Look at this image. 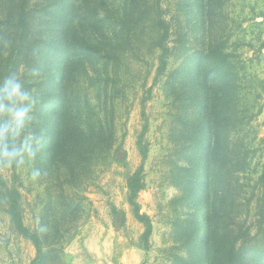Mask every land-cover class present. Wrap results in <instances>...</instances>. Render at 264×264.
Returning a JSON list of instances; mask_svg holds the SVG:
<instances>
[{
	"label": "rangeland",
	"instance_id": "obj_1",
	"mask_svg": "<svg viewBox=\"0 0 264 264\" xmlns=\"http://www.w3.org/2000/svg\"><path fill=\"white\" fill-rule=\"evenodd\" d=\"M20 11L0 78L34 155L0 167V264L37 257L12 200L43 264H264V0H27L25 37Z\"/></svg>",
	"mask_w": 264,
	"mask_h": 264
},
{
	"label": "clouds",
	"instance_id": "obj_2",
	"mask_svg": "<svg viewBox=\"0 0 264 264\" xmlns=\"http://www.w3.org/2000/svg\"><path fill=\"white\" fill-rule=\"evenodd\" d=\"M33 94L24 86L22 72H12L0 78V167H22L34 153L31 135L22 136L30 119ZM40 171L33 169L30 179L35 181Z\"/></svg>",
	"mask_w": 264,
	"mask_h": 264
},
{
	"label": "trees",
	"instance_id": "obj_3",
	"mask_svg": "<svg viewBox=\"0 0 264 264\" xmlns=\"http://www.w3.org/2000/svg\"><path fill=\"white\" fill-rule=\"evenodd\" d=\"M26 1L27 0H21V11H20V15L18 18V22H9L10 25H15L17 27H20L22 30V36H26L27 34V23H26ZM224 75V77H226L225 74H221ZM210 104L213 106V98H210ZM212 115V114H211ZM213 116V115H212ZM113 121V120H112ZM112 124V122H111ZM216 128V125H210V133L213 132V129ZM62 128H59V133H61ZM211 137V135H210ZM129 188L130 191L132 192V198L134 200V198H136L137 193L142 189V184L141 181L139 180V174H135L133 176V178L130 180V184H129ZM136 208V204H133ZM11 211H12V220L16 223L18 229L20 232H22L25 236L29 237L36 245L37 247V257L35 258V260L32 262V264H43V257H44V253H43V249H42V241L40 239V237L38 236V234H32L23 224V221L21 219V217L19 216V212H18V204L15 200H12V207H11ZM136 217L138 218V220L144 222H147L146 217L141 216L140 212L138 209H136V213H135ZM150 234V231H148L144 238L147 239L148 236Z\"/></svg>",
	"mask_w": 264,
	"mask_h": 264
},
{
	"label": "crops",
	"instance_id": "obj_4",
	"mask_svg": "<svg viewBox=\"0 0 264 264\" xmlns=\"http://www.w3.org/2000/svg\"><path fill=\"white\" fill-rule=\"evenodd\" d=\"M67 253L69 254V252H67ZM68 257H69V259H70V260H73V258H72V257H70V256H68Z\"/></svg>",
	"mask_w": 264,
	"mask_h": 264
}]
</instances>
